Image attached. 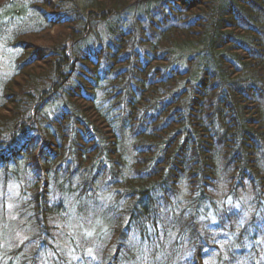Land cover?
<instances>
[{
	"label": "trees",
	"instance_id": "obj_1",
	"mask_svg": "<svg viewBox=\"0 0 264 264\" xmlns=\"http://www.w3.org/2000/svg\"><path fill=\"white\" fill-rule=\"evenodd\" d=\"M0 41V264H264V0H0Z\"/></svg>",
	"mask_w": 264,
	"mask_h": 264
},
{
	"label": "rangeland",
	"instance_id": "obj_2",
	"mask_svg": "<svg viewBox=\"0 0 264 264\" xmlns=\"http://www.w3.org/2000/svg\"><path fill=\"white\" fill-rule=\"evenodd\" d=\"M14 57H15V54L7 46L6 41H0V94H1L2 87L5 83V81L10 77V75L13 72ZM126 145L129 147L128 141L126 142ZM74 230H76L74 225H72V227L70 229L67 228L65 230L64 235L66 236L67 241L73 240L71 238V236L73 235ZM22 238H23V236H21V235H18L16 237V239H18L19 242L23 241Z\"/></svg>",
	"mask_w": 264,
	"mask_h": 264
},
{
	"label": "snow or ice",
	"instance_id": "obj_3",
	"mask_svg": "<svg viewBox=\"0 0 264 264\" xmlns=\"http://www.w3.org/2000/svg\"><path fill=\"white\" fill-rule=\"evenodd\" d=\"M89 251H91V249H89Z\"/></svg>",
	"mask_w": 264,
	"mask_h": 264
}]
</instances>
